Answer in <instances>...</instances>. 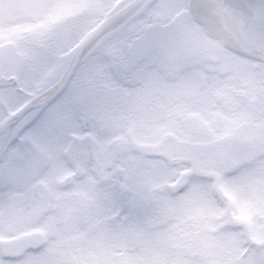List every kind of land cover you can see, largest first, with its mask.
<instances>
[{"label":"flooded vegetation","instance_id":"1","mask_svg":"<svg viewBox=\"0 0 264 264\" xmlns=\"http://www.w3.org/2000/svg\"><path fill=\"white\" fill-rule=\"evenodd\" d=\"M173 2L145 0L138 16L154 8L171 13V5L184 6L179 14L187 9V0ZM82 9L77 4L75 13H87ZM179 14L141 27L133 42L103 38L55 104L31 110L11 129L7 120L55 84L68 61L56 63L61 36L52 43L54 31L45 28L29 44L30 55L16 48L15 64L0 57V224L58 233L56 225L69 223L77 233L74 264L85 253L87 262L114 264L113 250L119 264H143L146 256L154 264L161 257L186 264L188 228L211 207L218 227L241 236L247 226L230 264H264V68L222 49ZM225 60L248 91L234 85L216 92ZM63 98L70 129L68 118L60 120ZM73 137L87 152L80 173L66 157ZM66 177L71 184L62 183ZM185 190L177 204L174 194ZM33 194L37 203L25 209ZM36 233L27 229L18 238L28 246L18 264L36 263ZM11 244L0 258L13 264L20 253L15 245L8 252Z\"/></svg>","mask_w":264,"mask_h":264},{"label":"rangeland","instance_id":"2","mask_svg":"<svg viewBox=\"0 0 264 264\" xmlns=\"http://www.w3.org/2000/svg\"><path fill=\"white\" fill-rule=\"evenodd\" d=\"M18 0H0V57L5 59L9 63L15 64V57H13L14 51L16 48H19V52L24 55H30L31 53V45L30 43H37V39L42 37L41 29L45 28L42 23L41 18L45 15V10L47 6L53 4L55 0H43L41 2H27V4H33L31 7L25 11V15L23 17H18L17 19H14L17 17V15L14 14V11L17 10V8H20L19 5L24 4L17 2ZM116 0H72V3L70 5H66L55 14L50 16V19L52 21H57L59 19L64 18L67 15H77L75 13L77 9L86 7L87 15L83 17L81 22L75 27L74 31L76 35L74 37H70L65 33L62 32H52L51 34L52 38H50V41L53 43L55 41V34L60 35V41L59 44L62 46L63 54L62 59L58 60L56 58V63L59 64L61 60L63 62H67L70 55H71V49L74 47L75 43H77L78 38L81 36L82 31L84 29H91L96 26L97 22L106 14L107 10H109L113 4H115ZM173 4H179L182 3L184 0H173ZM77 2V4H76ZM81 3L84 4V6L80 5ZM161 3L163 6L167 5V0H161ZM13 7V8H12ZM22 7V5H21ZM81 7V8H80ZM173 6H170V9H167L168 11L171 10V13H166L165 11L157 12L156 9H152L151 12L145 10L143 14L138 16V13L136 12L134 15H130L129 18L116 27L107 37L109 40L106 42H114L115 40H112V38L118 39V41L123 40L124 42H133V38L135 36H138V32L140 30H143L141 27H145L148 25H151L158 21H164L169 22L173 17H175L177 14L181 12V10L184 8L183 5H176L173 9H171ZM104 10V14L99 16L101 10ZM80 13V12H79ZM78 13V14H79ZM162 13V14H160ZM91 14V15H90ZM90 15V16H89ZM88 17V18H87ZM49 31H52L48 29ZM52 39V40H51ZM48 42V41H46ZM49 43V42H48ZM33 45V44H32ZM34 46V45H33ZM32 46V47H33ZM223 49V48H222ZM22 59V58H21ZM53 60L52 57L48 58L47 61ZM54 63V61H53ZM52 64V63H51ZM57 64L55 68L57 67ZM231 60H225L222 65V75L218 76L216 78L218 84L216 85V92H222V93H229L228 91L231 90L232 86H237L238 90H246L249 89L244 86L242 81L240 80L241 74H236V77H233V73L231 71ZM209 67H213L211 65V62L208 63ZM208 79V78H207ZM218 95L217 93H210L209 94V101H213L217 99ZM67 100V99H62ZM60 120H64L65 118H68L66 122H68L69 125L67 127L71 128V111H70V104L67 103V101H64L63 107L60 113ZM68 129V130H69ZM64 225L58 226V235H60L63 248L66 250L67 254H71V250L74 249V246L72 244V239L76 236V231L73 226H71L69 223ZM43 228V229H42ZM33 230H35L36 233V239L34 242H32L35 245V248L33 250H38V247L42 245V242L50 235L52 232H49L44 227H41L39 225L38 227H33ZM26 230H21L20 227L13 226L12 224H8L6 222H3L0 224V256H6V244L12 243L7 247L8 252L11 251V246H16L17 249H19L20 254L13 255L11 258L14 259L15 262L13 264H18L19 259L21 256L25 255V252L28 250V246L25 241L19 240L18 238L24 234ZM6 245V246H5ZM30 248V246H29ZM84 260L79 261V264H87V253L84 254ZM36 263L32 262L30 264H47V261L41 258L40 256H36L35 258ZM0 264H12L9 261H6V258L1 257L0 258Z\"/></svg>","mask_w":264,"mask_h":264},{"label":"water","instance_id":"3","mask_svg":"<svg viewBox=\"0 0 264 264\" xmlns=\"http://www.w3.org/2000/svg\"><path fill=\"white\" fill-rule=\"evenodd\" d=\"M144 0H132L106 18L96 30L89 35L76 50L62 78L52 86L45 97L30 101L6 123L11 129L14 122L33 108L42 106L58 95L70 80L75 68L88 50L121 21L126 19ZM189 8L194 18L214 38L222 41L230 49L264 62V0H190ZM87 153L82 143L75 139L71 142L68 157L75 164L82 165L80 160ZM79 156V163L76 157ZM69 178L65 183H70ZM28 200L27 202H29Z\"/></svg>","mask_w":264,"mask_h":264},{"label":"clouds","instance_id":"4","mask_svg":"<svg viewBox=\"0 0 264 264\" xmlns=\"http://www.w3.org/2000/svg\"><path fill=\"white\" fill-rule=\"evenodd\" d=\"M72 0H55V2L47 6L45 15L41 18L44 26L52 31L62 32L70 37L76 35L74 29L81 22L86 12L77 15H67L57 21H52L50 16L55 15L60 8L70 5ZM59 97H54L49 104H55ZM245 178H240L239 182L243 183ZM189 194L188 190L183 193H176L175 202L181 203L182 199H186ZM233 211H240L233 208ZM204 216L193 221L189 226L184 239L183 251L187 254L186 264H230V253L238 250L241 239L247 236V226L242 231L241 236H236L229 231L228 228L217 226V222L212 219V209L208 207L204 209ZM36 227L34 224H22L21 230H27ZM114 264H119V257L115 256ZM38 256L47 261V264H74L71 254H67L63 248L61 238L58 234H50L43 242L42 246L36 253ZM88 264H100L99 261L92 260ZM143 264H154L152 257L146 256ZM155 264H167V258L161 257Z\"/></svg>","mask_w":264,"mask_h":264},{"label":"trees","instance_id":"5","mask_svg":"<svg viewBox=\"0 0 264 264\" xmlns=\"http://www.w3.org/2000/svg\"><path fill=\"white\" fill-rule=\"evenodd\" d=\"M21 5H22V7H21ZM21 5H19L20 8H17V10H15L14 13H17L18 15L25 14L24 12L27 11V9L29 7H31L33 4L31 5V4L24 3V4H21ZM18 17H20V16H17L14 19H17Z\"/></svg>","mask_w":264,"mask_h":264},{"label":"bare ground","instance_id":"6","mask_svg":"<svg viewBox=\"0 0 264 264\" xmlns=\"http://www.w3.org/2000/svg\"><path fill=\"white\" fill-rule=\"evenodd\" d=\"M259 64H260V66H261V67H263V68H264V63H261V62H260Z\"/></svg>","mask_w":264,"mask_h":264}]
</instances>
